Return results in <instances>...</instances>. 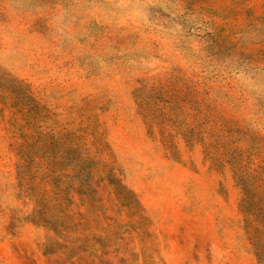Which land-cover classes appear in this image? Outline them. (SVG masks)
<instances>
[{"label": "rangeland", "instance_id": "1", "mask_svg": "<svg viewBox=\"0 0 264 264\" xmlns=\"http://www.w3.org/2000/svg\"><path fill=\"white\" fill-rule=\"evenodd\" d=\"M0 264H264V0H0Z\"/></svg>", "mask_w": 264, "mask_h": 264}]
</instances>
